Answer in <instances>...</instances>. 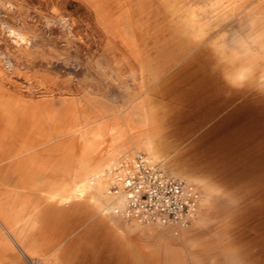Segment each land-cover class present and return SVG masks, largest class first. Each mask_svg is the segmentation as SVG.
I'll return each instance as SVG.
<instances>
[{"label": "rangeland", "instance_id": "374dc122", "mask_svg": "<svg viewBox=\"0 0 264 264\" xmlns=\"http://www.w3.org/2000/svg\"><path fill=\"white\" fill-rule=\"evenodd\" d=\"M212 3L0 0V86L22 109L34 111L37 128L29 133L40 134L36 146L19 159L35 153L41 156L36 166L49 167L58 161L62 167L63 148L75 142L71 157L82 153L81 133L75 130L84 129L89 139L100 131L110 136L114 127H127V118L139 124V117L130 113L140 107L157 121L163 134L165 147L154 163L194 185L201 198L206 179L217 191L207 228L185 242L170 233L188 229L192 220L186 227L139 222L145 233L127 232L124 251L129 256L123 261L111 256L124 253L112 236L111 217L93 203L44 213L35 231L25 235L35 257L56 251V264H148L134 262L132 255L163 244L172 251L173 264H264V88H228L213 59L220 48L236 47L251 16L264 12V0L223 21L209 11ZM61 17L69 20L68 26L58 21ZM200 26L202 33H198ZM9 29H18L32 42L15 43ZM156 73L159 76L153 81ZM101 141L94 146V163L114 153L108 142ZM134 150L126 158L148 156ZM117 157L109 163L112 168L125 159ZM9 158L2 155L3 161ZM228 217L231 228L223 232L217 224ZM117 219L126 229L133 225V220L118 216L113 221ZM146 227L160 231L152 238L146 235ZM2 233L18 256L5 263L31 264L5 230ZM162 264H168L166 257Z\"/></svg>", "mask_w": 264, "mask_h": 264}, {"label": "bare ground", "instance_id": "6f19581e", "mask_svg": "<svg viewBox=\"0 0 264 264\" xmlns=\"http://www.w3.org/2000/svg\"><path fill=\"white\" fill-rule=\"evenodd\" d=\"M164 1L169 2L171 0ZM176 1L178 0H174V2ZM255 1L256 0H214V3L210 5L211 7L209 11L217 21H223L224 19L234 17L239 13H242L246 10L249 4ZM58 21L64 26L69 25V20L64 17L59 18ZM247 27V29H244L243 35L237 37L235 41L236 47L234 49L228 50L220 48V50L215 53L213 58L215 59V62L220 65L224 74L226 86L231 89L242 87L264 88V12L251 16V18L247 21ZM17 30L9 29V36L15 43H21L28 46V44L32 42V38ZM198 33H202L201 26L199 27ZM133 57L135 59L136 55ZM158 76V73L154 74L152 76V80L154 81L155 77ZM33 112L34 111L31 109L24 110L17 103H14L7 97L3 88L0 86V223L5 227L7 232L15 233L17 226L22 223L20 219L21 210H23L25 217H27V214L30 211H34L37 212V216H40L42 213V218L44 213H50L54 210L66 212L69 208H72L73 206L79 207L82 204H86L88 201V203L91 202L96 205V207H98L97 209L102 210V213L106 212L108 217H111V224L114 231L112 236L114 241H116L118 245L122 246L123 251L126 250L124 248L125 246L127 247V232L138 233L137 235H139L142 233L144 234L145 231L141 230L142 226L138 221L136 222L133 220V225H129L127 229L120 223V221H118V219L117 221H113L115 217H118L114 210L123 206V200L109 193V186L113 182V178L110 174L112 166L109 163L114 162L118 158L117 156L120 155H122V157L124 155L126 158V153L129 152L128 154H130V151H133L134 149L147 153L148 157L153 162H155L154 160L160 159L163 150L162 148L165 147V145L163 142L164 139H162L163 134L157 125V121L154 118H148L147 111L139 107L133 109L130 113V116L139 117V124L135 125L132 122L134 118H127L129 120L127 127H114L110 136H106L100 131L98 134L96 133L92 139H89L87 131L82 129L81 132L80 129H77L74 132L79 131L81 133V155H79L78 158L71 157V153L74 151V142L63 148L64 152L59 159L60 162H64L62 167H60V163L58 161L49 167H43L36 166L35 164L38 156H31L30 160H28V158L19 159V156L22 155V153L36 146L38 140L40 139V134L32 136L29 133V130L37 128L36 120L32 118ZM117 113L120 114L121 112L119 111ZM101 114L105 113H96V115L99 116ZM24 118H27V123ZM259 118L261 117L259 116ZM104 128L105 125L102 129ZM108 139H110V141ZM98 140H102V143L108 142L110 147L114 148V153H110L104 161L94 163L93 152L97 149L94 146L97 144ZM4 153L9 154L10 158L7 161L2 160V155H4ZM119 159L120 157L117 161ZM180 166L181 165H179V167ZM189 171L191 170L189 169ZM191 172L194 175L201 176L193 171ZM202 188L203 197H200L199 200V206L201 204L200 212L197 218L193 217L191 219L192 226L183 231L176 229L170 233L172 236H177V238L184 240L185 242H187L189 236L198 232L199 229L207 228L211 221L210 219L208 220V211L214 206L213 203L215 202L217 191L214 184L209 179H206ZM37 196L40 198L42 203L47 204L45 210H43L44 208L38 210V208L32 206L34 197ZM24 221H26V219H24ZM38 221L39 223L34 222L31 225L30 230L35 231L41 223V219ZM231 224L230 218L228 217L219 221L217 226L225 232L230 230ZM146 230L148 232L146 235H152V238L158 231H160V229L147 227ZM163 246V244L156 245L150 251L142 250V252L138 253L140 254L138 258L137 254L132 255V259L136 263L141 260H145L148 264H162L163 258L166 257L168 259V264H173L169 261L172 251ZM24 247L29 253L27 258L31 264H56V260L59 256L58 253H55L56 251L53 253L39 254V258H37L32 250H29L26 245ZM191 248L196 249L195 246H190V249ZM115 254L116 255L112 254L111 256L118 261L126 260L129 256V254L125 253V251L124 253L118 252ZM36 259L37 262L33 263L32 261Z\"/></svg>", "mask_w": 264, "mask_h": 264}, {"label": "built area", "instance_id": "2783aa9c", "mask_svg": "<svg viewBox=\"0 0 264 264\" xmlns=\"http://www.w3.org/2000/svg\"><path fill=\"white\" fill-rule=\"evenodd\" d=\"M109 193L123 200L115 214L125 220L186 227L199 209L200 194L143 153L121 159L110 170Z\"/></svg>", "mask_w": 264, "mask_h": 264}, {"label": "crops", "instance_id": "0c3cea01", "mask_svg": "<svg viewBox=\"0 0 264 264\" xmlns=\"http://www.w3.org/2000/svg\"><path fill=\"white\" fill-rule=\"evenodd\" d=\"M31 156H35V157L38 156L37 161L40 159V154L37 155L34 153ZM28 160H30V158H28ZM35 163H36V161H35ZM32 206L38 208V210H40L41 208H44L43 210H45L47 204L42 203L40 201V198L37 196V197H34ZM41 215H42V213H41ZM41 215L37 216V212H34V211L31 212L30 211L27 214V217H25L23 210H21V218L20 219H21L22 223L19 226H17L15 233L7 232L5 227L0 223V226L2 228V229L0 228V264H6L5 261L10 259V257H13L15 255L14 248L11 247L10 243L7 240H5L4 235L2 233V230H5L6 234H8L10 236V238H12V240H14L17 243L20 252L25 257H27V255H29V253L26 251L24 246L26 245L27 248L29 250H32V251H33V248L26 244L25 235L27 236L28 234H31L34 232L33 230H30L31 225L34 222L39 223L38 220L41 219ZM24 219H26V221H24ZM6 252H7V255H3V253H6ZM15 259L18 260V256L15 255Z\"/></svg>", "mask_w": 264, "mask_h": 264}]
</instances>
